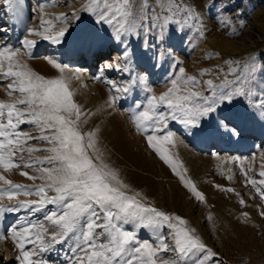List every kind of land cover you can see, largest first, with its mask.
<instances>
[{
	"label": "snow or ice",
	"instance_id": "obj_1",
	"mask_svg": "<svg viewBox=\"0 0 264 264\" xmlns=\"http://www.w3.org/2000/svg\"><path fill=\"white\" fill-rule=\"evenodd\" d=\"M231 6V3L227 5ZM85 11L95 19L91 28L74 37L76 43L82 50L91 51L103 31L108 39L121 46L125 65L104 61L100 70L129 73L128 66L134 65L138 58L132 47L133 38L139 39L141 54L155 61L151 67L162 68L160 57L171 56L172 50L160 49L171 34L182 32L190 27V21L200 19L199 10L194 11L182 0H88ZM41 23L49 27L29 28V35L57 45L66 42L68 27L52 34L55 27L52 21ZM7 31L0 25V33ZM198 31L203 35L202 29ZM38 43L28 36L19 41L20 47L0 42V83H6L10 98L0 99V168L21 169V175L40 181L32 185L14 183L0 172L3 181L0 201L5 197L10 201L16 199L10 205L0 202V217L21 211L37 217L35 221L23 217L6 230L21 253V264H48L43 255L69 241L67 264H222L218 254L195 234V229L186 226L188 222L184 218L145 205L138 198L140 193L131 192L119 171L107 162L106 152L98 147L99 129L85 130L86 117L90 114L75 99L68 78L63 75L46 78L22 59L23 54L32 57ZM49 63L64 72L66 66L55 59ZM226 63L229 67L219 84L212 79H198L196 74L188 75L184 67H179L180 75H176L169 67L171 87L157 95L145 81L148 95L134 102L135 110H130L136 130L145 135L147 144L171 165L172 171L201 201L204 194L185 176L187 170L182 169L181 163L169 154L167 145L174 144L175 133L168 125L170 121H179L186 129L194 130V134L206 137L241 135L242 117L233 110V105L237 98H256L264 110V61L257 67L253 60L242 68L232 60ZM208 72L209 69H203L199 76ZM233 74L234 79H228ZM132 83L118 86L115 81H109L112 91L125 96L132 91ZM117 99L110 97L108 106L113 107ZM255 106L251 102L247 105L249 110ZM25 126L37 131H24ZM36 143L43 146H29ZM35 152L47 155L25 157V153ZM24 168H35L37 174L23 171ZM241 171L246 186H254L264 199V166L259 172L260 180L248 178L243 165ZM20 193H34L37 199L19 200ZM240 203L245 201L241 198ZM165 227L166 233L162 231ZM137 229H151L155 240H141ZM4 235L0 232V239ZM167 254L172 258H163Z\"/></svg>",
	"mask_w": 264,
	"mask_h": 264
},
{
	"label": "rangeland",
	"instance_id": "obj_2",
	"mask_svg": "<svg viewBox=\"0 0 264 264\" xmlns=\"http://www.w3.org/2000/svg\"><path fill=\"white\" fill-rule=\"evenodd\" d=\"M182 3L192 6L194 11L198 9L200 19L190 21V27L182 32L171 34L160 50L171 49L172 55L161 56L159 62L163 67L158 69L151 67L155 61L141 54L140 41L133 38L132 47L138 58L134 65L128 66L130 73L112 69L101 71L100 65L104 61H116L122 66L125 61L121 57V46L108 39L103 31L91 51L82 50L74 40L79 32L93 25L95 18L85 11L88 0H0V25L8 29L6 33H0V42L20 47L19 41L25 36L39 41L33 56L23 54L22 59L46 78L61 75L68 78L75 99L90 114L86 117L85 130L99 129L98 147L106 152L107 162L119 171L131 192L141 194L138 198L145 205L184 218L188 222L186 226L195 229V234L218 254L217 259L222 264H264V216L261 215L264 199L256 193L254 186H246V177L241 171L243 165L248 178L262 179L259 172L264 166V110L259 107L258 100L237 98L234 103L233 110L242 117L243 131L239 137L196 135L179 121L169 122V129L175 133L174 144L167 145L169 154L187 170L185 176L204 194L203 201L195 198L192 190L172 171L171 165L147 144L145 135L136 130L130 115V110H135L134 102H140L148 95L145 81L157 95L171 87L169 67L176 75H180L178 68L184 67L188 75L196 74L198 79H212L219 84L229 67L226 61L232 60L240 68L253 60L259 67L264 61V0H182ZM230 3L232 6L227 7ZM49 20L55 25L52 34L63 27L69 28L64 44L57 45L29 35V28L42 30L49 25L41 21ZM198 29L203 30V35ZM21 52L25 53V50L21 48ZM50 59L66 66L64 72L51 65ZM206 68L209 72L200 77L199 73ZM234 75H228V79H234ZM97 76L102 78L96 79ZM109 81H115L118 86L129 85L131 81L132 91L127 96L116 93L111 90ZM112 96L118 97L117 103L109 107L107 102ZM0 99H10L6 83H0ZM249 102L256 105L251 110L247 107ZM23 130L37 131L32 126H25ZM29 155L43 157L47 153H25L26 158ZM237 157L240 159H235ZM22 170L37 174L35 168ZM0 172L14 183H40L21 175V169L5 171L0 168ZM223 188L235 191L227 192ZM241 198L245 203H240ZM17 199L37 197L34 193H20ZM0 202L10 205L15 204L16 199L10 201L5 197ZM26 216L34 221L37 218L25 211L0 217V232L5 234L3 239L14 247L21 262L16 242L6 230ZM39 218L42 219V214ZM137 231L141 240H155L151 229ZM162 231L168 230L165 227ZM70 243L56 245L43 255V259L48 264H67L65 257L70 255ZM0 247V264H21L16 258L7 256V248L2 244ZM163 258L171 259L172 256L167 254Z\"/></svg>",
	"mask_w": 264,
	"mask_h": 264
},
{
	"label": "bare ground",
	"instance_id": "obj_3",
	"mask_svg": "<svg viewBox=\"0 0 264 264\" xmlns=\"http://www.w3.org/2000/svg\"><path fill=\"white\" fill-rule=\"evenodd\" d=\"M30 36H32V35H30ZM89 54H90V56L94 55L93 53H89ZM51 58H54V57H51ZM0 244H2V247L7 248V256L8 257L16 258L18 260V262L21 263V259H18V257H20V256L16 253L14 247H12L5 239H0Z\"/></svg>",
	"mask_w": 264,
	"mask_h": 264
}]
</instances>
